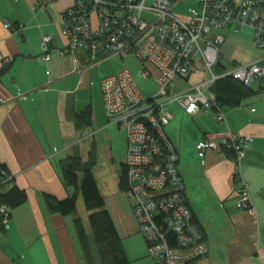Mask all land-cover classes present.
Returning a JSON list of instances; mask_svg holds the SVG:
<instances>
[{
  "label": "crops",
  "instance_id": "1",
  "mask_svg": "<svg viewBox=\"0 0 264 264\" xmlns=\"http://www.w3.org/2000/svg\"><path fill=\"white\" fill-rule=\"evenodd\" d=\"M34 2L0 0V71L4 61L9 62L0 76V163L14 179V186L27 196L26 203L11 213L5 233H0V264H99L81 196H77L72 217L49 214L42 199L48 195L62 201L73 196L74 190L62 183L58 162L68 157L85 162L93 145V178L128 264H154L147 256L131 204L119 191L125 161H117V146L110 132L114 125L105 117L102 78L95 73L97 69L115 72L108 69V60L85 69L89 60L77 51L78 72L74 57L61 53L68 41L60 32L59 17L74 0H56L44 12H35ZM44 35L53 39L49 62L43 61L40 45ZM192 78L198 80L191 82ZM192 78L189 83L194 85L202 77ZM256 83L254 92L261 86ZM175 89L179 92L186 87L178 82ZM174 105L168 107L171 120L165 133L178 157L186 202L207 244L208 255L201 264H264V91L238 108H222L221 123L211 112L190 116L176 105L180 110L175 113L171 111ZM88 106L92 126L78 131L74 118ZM116 127L118 136L123 134L126 158L124 132ZM230 136L251 139L239 164L214 148L204 159L197 156L195 146L200 140H209L215 147ZM243 186L252 212L236 208ZM76 218L86 236L89 263L77 238Z\"/></svg>",
  "mask_w": 264,
  "mask_h": 264
},
{
  "label": "built area",
  "instance_id": "2",
  "mask_svg": "<svg viewBox=\"0 0 264 264\" xmlns=\"http://www.w3.org/2000/svg\"><path fill=\"white\" fill-rule=\"evenodd\" d=\"M54 1L35 0V12H44ZM182 1L74 0L59 17L60 32L68 41L61 53L74 57L76 71H81L77 51L89 60L85 69L114 57L132 58L139 77L152 79L158 87L155 96L144 97L127 69L100 82L105 117L124 132L129 184L125 197L154 264H201L208 255L204 235L183 195L178 157L165 133L171 120L168 107L176 104L190 116L211 112L221 123L222 108L211 92L215 81L231 77L246 88L253 81L264 84V57L226 65L221 55L227 33L245 28L253 31L255 48L264 52V0H197L200 9L191 10L187 20L172 14L173 6ZM52 42L50 35L41 37L44 62L50 61ZM192 77L202 78L191 85ZM178 82L186 89L177 92ZM250 141L230 136L214 147L203 139L195 149L200 159L213 148L225 158L230 152L239 164ZM236 208L252 212L245 186L238 192ZM169 234L175 236L173 246Z\"/></svg>",
  "mask_w": 264,
  "mask_h": 264
},
{
  "label": "trees",
  "instance_id": "3",
  "mask_svg": "<svg viewBox=\"0 0 264 264\" xmlns=\"http://www.w3.org/2000/svg\"><path fill=\"white\" fill-rule=\"evenodd\" d=\"M7 66L4 65L2 67L0 76L7 71ZM263 91L264 84L260 86L258 91L254 92L251 87L246 88L242 83L231 77L217 80L211 86V92L214 94L216 105L221 108H238L246 100ZM74 125L78 131H86L91 128V106H88L82 113L75 116ZM226 159L236 162L234 155L230 152L226 153ZM95 165L96 148L94 145L91 147L85 162L76 157H68L59 161L58 169L62 183L66 188L73 189L74 194L72 197L62 201L48 195H44L42 199L49 214L59 215L61 217H72L76 215V201L79 194L82 198L84 208L88 213V224L99 264H128L121 240L109 213L105 209L104 200L99 194L93 178L92 172ZM13 180L4 165L0 163V209L5 210V213H0V233L2 234L6 231L11 213L27 201L26 193L14 186ZM118 187L119 191L124 195L129 188L125 163L121 167ZM74 226L84 258L89 263L86 236L82 228L81 220L76 218ZM167 238L168 243L173 246L175 236L169 234Z\"/></svg>",
  "mask_w": 264,
  "mask_h": 264
},
{
  "label": "rangeland",
  "instance_id": "4",
  "mask_svg": "<svg viewBox=\"0 0 264 264\" xmlns=\"http://www.w3.org/2000/svg\"><path fill=\"white\" fill-rule=\"evenodd\" d=\"M199 9L200 7L198 5L197 0H183L181 3L173 6L172 14L176 15L182 20H187V18H189L190 16L191 10L199 11ZM221 54L223 55L224 62L226 65L231 63L233 60L237 63L245 64L264 57V52L258 51L253 45V31L248 28H245L239 33H234L233 31H230L229 37L227 38L226 43L221 49ZM107 66L109 70L112 69L115 72L114 74H117V72H121L124 69H129L140 93L144 97H153L157 94L158 87L156 83L152 79L142 80L139 77V66L137 62L132 58H127L125 62L117 58L110 59L107 62ZM95 73L97 75V78L99 79L103 78L105 74H109L99 69H97ZM197 80L198 78H192L191 82H196ZM256 84V81H253L251 84V88L254 89ZM179 110L180 109L176 105L171 107V111L175 113H178ZM110 128L114 130H110V132L114 137L113 142H116L117 146V161H125V150L123 148L121 140L123 134L120 133L118 136V130L116 125L111 126ZM114 132H116L117 135L114 134Z\"/></svg>",
  "mask_w": 264,
  "mask_h": 264
}]
</instances>
